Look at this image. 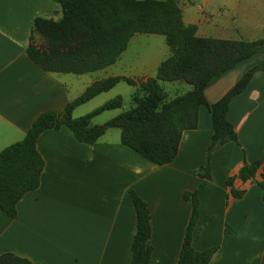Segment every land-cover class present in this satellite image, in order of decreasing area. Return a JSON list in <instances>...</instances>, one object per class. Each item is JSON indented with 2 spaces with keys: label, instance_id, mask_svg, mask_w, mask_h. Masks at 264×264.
Here are the masks:
<instances>
[{
  "label": "crops",
  "instance_id": "obj_1",
  "mask_svg": "<svg viewBox=\"0 0 264 264\" xmlns=\"http://www.w3.org/2000/svg\"><path fill=\"white\" fill-rule=\"evenodd\" d=\"M247 3L251 7L244 12L252 20L250 27H264V0ZM177 4L183 21L195 24L198 35L199 26L212 16L206 9L210 2L198 6L197 20H186L180 0ZM236 4L237 0H223L217 8L233 16L240 12ZM61 15L55 0H0V151L21 140L39 114L62 111L93 81L111 76L145 80L169 55L167 44L160 53H134L152 45L130 44V38L116 61L101 69V77L85 81L81 77L90 72H48L28 57L26 49L36 18L60 19ZM261 59L258 53L214 78L204 90L207 103L219 100ZM79 106L73 117L82 115L75 114ZM117 109L116 115L124 110ZM227 118L240 145L229 141L212 154L210 178L199 191L193 246L203 250L218 245L209 264H264L261 188L236 177L234 186L246 192L234 199L228 197L226 184L244 158L254 161L264 156V70L255 72L244 90L231 98ZM114 129H107L92 144L78 141L65 125L39 135L36 146L44 160L40 184L20 198L16 216L0 210V254L12 252L33 264H129L137 229L132 189L150 209L152 253L147 264L176 263L192 208L182 194L202 181L193 171L206 163L211 115L206 106L199 107L197 126L183 131L176 157L162 165L122 145L120 131ZM259 172L264 174V162ZM226 224L233 233L225 232Z\"/></svg>",
  "mask_w": 264,
  "mask_h": 264
},
{
  "label": "trees",
  "instance_id": "obj_2",
  "mask_svg": "<svg viewBox=\"0 0 264 264\" xmlns=\"http://www.w3.org/2000/svg\"><path fill=\"white\" fill-rule=\"evenodd\" d=\"M61 8V18H36L34 27L59 43L71 38L82 40L79 48L62 52L57 48L39 50L29 44L28 57L52 73L82 74L102 69L116 61L135 33L163 35L169 55L162 60L154 76L136 82L125 76H111L93 81L60 112L39 114L24 137L0 151V210L9 217L16 216L17 203L28 191L37 188L44 167L36 141L48 129L65 125L74 137L84 143H95L109 128H118L120 143L156 165L171 162L177 155L182 133L197 126L198 109L207 107L212 121V135L206 152V163L193 171L202 178L194 190L182 194L191 203V213L175 264H209L218 245L198 250L193 240L199 219V191L211 175V157L222 144L232 141L240 145L238 134L227 118L231 98L242 92L253 74L264 70V37L254 40H234L204 37L196 34L195 24H186L177 0H55ZM262 59L249 68L241 78L215 103L208 104L206 86L242 60L256 54ZM124 81L136 89L130 106L101 124H92L93 117L105 110L123 108L124 99L116 95L93 110L73 117V110ZM163 82L183 81L191 89L168 97ZM264 156L254 161L246 158L236 175H229L228 197L241 198L245 188H237L233 180L257 183L264 203V174L259 169ZM259 176V177H258ZM137 216V229L131 243L129 264H147L152 253L151 214L148 203L134 190H129ZM226 233L233 230L226 224ZM0 264H33L26 257L12 252L0 254Z\"/></svg>",
  "mask_w": 264,
  "mask_h": 264
},
{
  "label": "rangeland",
  "instance_id": "obj_3",
  "mask_svg": "<svg viewBox=\"0 0 264 264\" xmlns=\"http://www.w3.org/2000/svg\"><path fill=\"white\" fill-rule=\"evenodd\" d=\"M205 1L210 2V6L206 9L207 11H209V13L212 14V16L208 22H205L199 26L197 31L198 35L234 40H254L264 37V27H250L252 20L246 18V14L244 11L247 7H251V5H248L247 3L249 0H237V4L235 6L239 7L240 12L238 11L237 15L233 14V16H229L228 14H221L219 12L220 10L217 7L221 5L223 0H180V6L184 11L185 19L197 20L199 18V15L201 14L198 6H204ZM259 17L262 18L261 15ZM81 42L82 40L79 38H71L66 41L54 43L38 27H34L32 29L30 40V43L35 45L39 50L49 51L51 48H57L65 53L72 52L75 49L79 48ZM130 44H151L152 46L149 48V50H145L142 52H138L136 50L134 51V53H141L146 55L160 53L162 52V50H164V48L167 47L164 36L160 34L136 33L131 37ZM131 48L135 49L134 47ZM59 74L65 73L61 72ZM102 75H104V73L100 69L92 71L88 73V75L81 78H83L82 80L86 81L90 77L96 78L101 77ZM160 83L161 85H163L164 92H166L168 97L170 98L191 89V86L183 81H175L174 83L161 81ZM134 90V86L121 81L111 89L104 91L96 95L89 101L81 104L78 109H76L75 114L79 113L83 115L116 95H121L123 97V109H127L130 106V98ZM118 111L120 110H105L93 117L91 122L92 124H101L111 117L115 116ZM114 130H117V128Z\"/></svg>",
  "mask_w": 264,
  "mask_h": 264
}]
</instances>
